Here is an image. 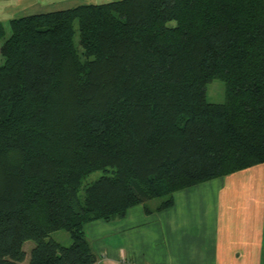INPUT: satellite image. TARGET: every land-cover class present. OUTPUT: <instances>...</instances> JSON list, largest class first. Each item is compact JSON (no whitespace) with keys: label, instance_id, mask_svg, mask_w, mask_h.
<instances>
[{"label":"trees","instance_id":"1","mask_svg":"<svg viewBox=\"0 0 264 264\" xmlns=\"http://www.w3.org/2000/svg\"><path fill=\"white\" fill-rule=\"evenodd\" d=\"M213 80L222 103L206 99ZM262 164L264 0H114L0 23V264H94L90 223L153 199L145 214L168 210L179 190ZM61 230L68 247L50 238Z\"/></svg>","mask_w":264,"mask_h":264},{"label":"crops","instance_id":"2","mask_svg":"<svg viewBox=\"0 0 264 264\" xmlns=\"http://www.w3.org/2000/svg\"><path fill=\"white\" fill-rule=\"evenodd\" d=\"M67 1L0 0V23L32 5ZM173 202L161 212L136 206L120 221L90 223L94 264H264V164L179 190Z\"/></svg>","mask_w":264,"mask_h":264},{"label":"rangeland","instance_id":"3","mask_svg":"<svg viewBox=\"0 0 264 264\" xmlns=\"http://www.w3.org/2000/svg\"><path fill=\"white\" fill-rule=\"evenodd\" d=\"M33 2H35V0H33ZM38 4V3H36ZM80 4H86L83 0H69L67 2H64L63 4H55V6L53 5H48V3H46V6H43L42 3H40V5L37 6H31L28 7L27 11L25 13H21L19 12L17 13H10V15L6 16L5 19L6 20H10V19H14V18H20L22 16H27V15H33V14H40V13H45V12H51V11H57V10H65V9H69V8H73L76 7ZM51 8V9H50ZM4 22V21H2ZM8 22V21H6ZM206 99L209 103H222L224 100V88H223V84L221 83V81L219 80H213L212 82H210L207 87H206ZM101 175V173L96 172L93 173L92 175H90L85 183H90L94 180H96L99 176ZM161 203V200L159 199H153L149 202H147L145 205H139L138 207H143L146 206L148 207L150 210H154L157 206H159ZM50 238L53 239L54 241H56L57 243H59L60 245H62L63 247H68L71 244V239L69 237V234L66 231H57L55 233H52L50 235ZM34 243L33 242H26V244L24 245L23 249L26 252L27 256H26V261H28V257H29V252L30 250L33 248Z\"/></svg>","mask_w":264,"mask_h":264}]
</instances>
